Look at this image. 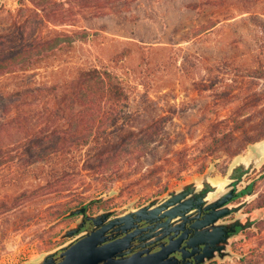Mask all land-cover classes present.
I'll use <instances>...</instances> for the list:
<instances>
[{
	"label": "rangeland",
	"instance_id": "374dc122",
	"mask_svg": "<svg viewBox=\"0 0 264 264\" xmlns=\"http://www.w3.org/2000/svg\"><path fill=\"white\" fill-rule=\"evenodd\" d=\"M34 6L31 0H0V35L7 32L8 36L11 28L28 20L34 36L67 30L76 39L71 50L59 52L40 67L0 78V88L44 86L38 95L50 102L26 108L35 122L54 115L52 99H57L62 84L70 82L80 67L109 64L127 85L131 108L137 111L133 125L122 135L139 133L159 120L165 123L164 140L143 160L140 171L163 168L152 179L132 186L122 180L106 188L96 182L91 188L82 187L77 193L83 201L101 195L102 189L111 195L93 205L90 212L113 208L116 214L126 212L203 174L227 184L228 171L238 155L254 156L258 162L251 163L253 171L244 178L245 183L256 182L255 191L245 209L250 211L240 215L254 212V220L263 218L235 238L229 246L232 255L217 257V261L264 264V210L257 213L264 207L258 206L264 196V138L242 144L236 137L217 151L207 150L211 124L235 115L244 117L238 110L244 99L236 92L242 84L251 83L245 77L247 68L258 65L256 36L261 29L252 17L264 18V0L246 4L239 0L209 4L204 0H53L40 6V19L32 15L29 7ZM54 12L65 13L67 20L50 16ZM8 39V47L22 43L16 33ZM56 83L62 86L52 91L50 87ZM212 83H217L215 88L208 89ZM230 84L238 90L222 97L224 89L233 88ZM230 123L235 124L231 119ZM227 145L232 148L228 150ZM21 154L25 150L20 143L0 151V179L23 167L20 157L8 161ZM38 183L33 179L17 187H0V203H15L17 195ZM74 194L68 191L28 201L1 216L0 264L35 261L72 241L76 236L61 235L77 225L80 217L61 215L76 205L71 202Z\"/></svg>",
	"mask_w": 264,
	"mask_h": 264
},
{
	"label": "trees",
	"instance_id": "16d2710c",
	"mask_svg": "<svg viewBox=\"0 0 264 264\" xmlns=\"http://www.w3.org/2000/svg\"><path fill=\"white\" fill-rule=\"evenodd\" d=\"M31 1L35 5L29 7L32 15L40 19V6L53 0ZM204 1L209 4L224 0ZM239 1L246 4L250 0ZM42 9L46 11V8ZM50 16L67 20L65 13L54 12ZM252 18L260 27L261 34L256 36L259 51L255 60L258 65L247 68L245 74L251 83L244 87L242 84L236 92L240 99H244L238 105L240 115L244 114V117L235 115L211 124L209 153L219 150L224 143L236 137L242 144L264 138V18L255 14ZM11 31L9 34H18L22 43L8 47L5 44L10 35L7 36V32L0 35V78L38 68L50 58L57 57L59 52L71 50L76 40L75 35L67 30H58L52 36H34L28 20L16 29L11 28ZM216 84L212 83L207 88H215ZM62 85L60 95L52 99L54 115L39 122L34 121L35 116H31L26 108L50 102V99H42L38 95L44 86L0 88V151L16 143L25 150V154L8 160L13 162L20 157L24 159L23 167L1 178L0 187H17L25 180L39 182L36 187L17 195L15 203H0V217L28 201L72 191L76 196L71 202H76V205L66 208L61 215L64 216L72 208L90 200L83 201V196L77 193L82 187L91 188L96 182L106 188L122 180H127L126 184L132 186L142 179H152L164 166L140 171L143 160L154 154L164 140L165 123L162 120L139 133L122 135L133 125L137 111L131 108L127 85L116 68L109 64L80 67L75 77ZM60 87L56 83L50 88L53 91ZM230 87L233 88L221 92L222 97L228 98L238 90L233 84ZM225 148L229 150L232 147L227 145ZM183 166L179 165V168ZM106 200H94L90 209ZM258 206H264V196Z\"/></svg>",
	"mask_w": 264,
	"mask_h": 264
},
{
	"label": "water",
	"instance_id": "95a60500",
	"mask_svg": "<svg viewBox=\"0 0 264 264\" xmlns=\"http://www.w3.org/2000/svg\"><path fill=\"white\" fill-rule=\"evenodd\" d=\"M253 157L238 155L226 180L239 179L238 167L257 163L258 159ZM252 171L253 167L243 176ZM226 187L223 181L203 174L169 189L163 201L158 202L159 196L120 214H115L114 208L91 213L90 204L94 200L111 196L101 191V195L64 215L82 214L79 223L61 235L62 238L76 236L72 241L24 264H206L217 257L225 259L232 255L230 229L244 228L254 220L255 214L240 215L247 201L231 203L234 194L233 191L224 194ZM262 210L264 207L257 213ZM233 213L237 217L232 221L221 222ZM86 220L94 228L79 233ZM57 254H60L58 258Z\"/></svg>",
	"mask_w": 264,
	"mask_h": 264
},
{
	"label": "flooded vegetation",
	"instance_id": "af4514ba",
	"mask_svg": "<svg viewBox=\"0 0 264 264\" xmlns=\"http://www.w3.org/2000/svg\"><path fill=\"white\" fill-rule=\"evenodd\" d=\"M251 165L250 166H247L246 164H243V165H241V166L238 167V169H237V172H238L237 174L238 175L237 176H238L239 179L227 183L226 191L224 193V194H227V193H230V192L233 191L234 197L230 201L231 203L238 204V203H240L242 201H247V204H246V206L243 209L245 212L250 211V210H245V209L249 205V203L252 201V200L249 201L248 199H250L251 196L254 194L255 185H256V182L255 181H252L251 183H245V178L243 176L244 173L247 172L251 168ZM221 194H222V192H219L218 196H221ZM166 198H167V196H163V197H161L158 200V202L163 201ZM215 198H217V197L215 196L214 199ZM75 216L77 217V219L79 217H80V219L82 218V214H78V215H75ZM235 217H237V214L236 213H233L230 216L221 219V222L227 223L229 221H232ZM260 218L262 219L263 217L260 216L257 220H254V221L252 220L250 222H247L244 228L242 226H236V227L233 226L230 229V231H231V237H232L231 238L232 239V244H234L236 237L242 236V234L246 230L254 227L255 224L260 221ZM251 224H253V225H251ZM141 226H143V225H141ZM93 228H94V224L90 220H86L84 226L81 228V230H80L79 233L85 232L87 230H92ZM59 255L60 254H57L56 255V258H58ZM195 264H197V263H195ZM206 264H220V262L217 261V258H215V259L207 262Z\"/></svg>",
	"mask_w": 264,
	"mask_h": 264
}]
</instances>
